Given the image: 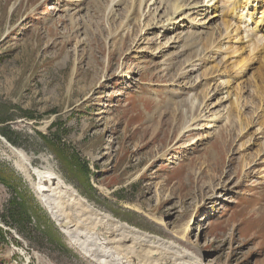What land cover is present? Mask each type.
I'll return each mask as SVG.
<instances>
[{
    "label": "rangeland",
    "instance_id": "1",
    "mask_svg": "<svg viewBox=\"0 0 264 264\" xmlns=\"http://www.w3.org/2000/svg\"><path fill=\"white\" fill-rule=\"evenodd\" d=\"M110 2L0 0V134L96 209L204 264H264V59L255 53L240 65L250 58L247 46L263 39L264 0L245 11L257 12L259 21L253 31L251 22L250 37L230 42L221 66L204 65L214 75L203 66L188 78L178 74L195 55L191 50L160 61L151 55L160 41L153 34L137 49L143 52H133L157 14L141 23L137 4L122 0L110 10ZM208 10L206 18L214 12ZM240 69L248 72L244 79L236 75ZM225 78L244 111L237 119L233 107L234 117L219 124L227 140L208 135L205 122L183 133L204 106L218 109L211 106L224 95L211 97ZM195 97L201 106H192ZM14 161L0 141V264H88Z\"/></svg>",
    "mask_w": 264,
    "mask_h": 264
},
{
    "label": "bare ground",
    "instance_id": "2",
    "mask_svg": "<svg viewBox=\"0 0 264 264\" xmlns=\"http://www.w3.org/2000/svg\"><path fill=\"white\" fill-rule=\"evenodd\" d=\"M121 1L122 0H111L109 3L110 10L120 6ZM222 1L143 0L137 4L135 3L136 0H131L132 7L137 4L139 12L141 11V18L138 20L141 23L143 22L142 19H146L148 17L146 16L148 13L154 12V17L157 14L156 21L153 23L150 21V23H148L145 28L142 29L141 35H139L140 37L135 42L136 49L133 51L134 54L143 52L142 50L137 49L142 48V45L147 43L148 37L154 34L156 35V39L160 41L158 44L159 47L155 48L154 50L152 49L151 55L157 59H160V61L170 60L173 56L181 57L189 50L195 53V55L191 56L189 59L186 57L187 68L183 71H180L178 76L181 73L182 77L188 78V76L195 72L197 73L206 63L208 64L210 61L217 62V64L224 63V61L227 60V55H224V53L227 49H229L228 44L236 40L244 42L245 39L250 37V35L245 36V34L250 30L252 25L251 22L254 20V15L257 12H252L253 14L249 13L248 15L246 12L249 9L248 7L250 6V3H253L252 1H255L256 3V1L259 0H224V4ZM143 6L145 7L143 8ZM210 8L214 12L211 14V16H208L209 18H206L207 14L210 12L208 10ZM251 8L252 7H250V9ZM131 11L133 12L134 9H131ZM261 13L263 16L264 10ZM131 16V14L127 15L126 19L130 24L135 20V18L133 19ZM150 16L152 17V15ZM218 20H222V24L218 25ZM253 23H255L256 26L255 28L251 29L252 31L257 28L259 21H253ZM243 25L244 29L242 28ZM217 27L218 29L215 32L214 28ZM218 32H220L219 35ZM262 37L263 39H257L258 41L254 42L253 45L250 44L247 46L250 48L249 54L251 55L249 59H244L240 63L242 68L247 66V64L251 61V56L255 53V57L256 55L258 57V54L261 52V56L264 59V43H262L264 36ZM254 39L255 37L249 39V43L252 40L254 41ZM202 40L208 42V48L206 47V50H203L205 45H202L203 48L200 46ZM162 41H164V43H162ZM233 53L236 54L237 52L234 51ZM255 57H253V61H255ZM256 60L259 59L256 58ZM260 66L264 65L261 64ZM260 69L263 68L261 67ZM240 70L241 71L236 73V75L240 76V79L247 77L248 72L245 73L244 70ZM203 71H205L206 76H208L210 71H212V67H208L207 65ZM211 74H213V71ZM260 75L263 74L260 72ZM196 78L197 80L194 83H197L200 79V77ZM220 79L221 78H219V80ZM261 79L264 78L261 77ZM134 80L136 81V79ZM201 80L204 79L202 78ZM230 82V78H225L218 84L216 83L217 87L215 86L216 88L214 89L215 96H212L211 99L218 96V94L224 95L219 97L217 101L211 106L212 108L214 107L218 109H212L211 111L209 110L210 105H206L204 106L203 112H198L197 108V112L199 114L192 117L190 124H187L186 127H184L183 133L199 130L201 128L199 127L200 123L205 122L204 128L208 130V135L218 137V139H222L224 137V133L226 132L224 128H220L219 130L217 129L220 127L219 124H223V121H227V119L231 120V118L234 117L233 107L238 109L237 112L235 111L237 119L240 118V114H243L244 112L240 108L241 101L239 100L238 95L235 94L236 92L233 93L234 90H232ZM233 82L234 81H232V84ZM205 90L206 88L204 87V91ZM239 93L240 92H238V94ZM263 94L264 93L260 95ZM240 95L241 94H239V96ZM194 104H196V106H201L202 102L196 98L194 99L192 106H194ZM206 104H208V102ZM229 104L230 106H228ZM189 105H191V103ZM261 110L263 111V109ZM193 113L194 112H192V114ZM243 120H245V118H243ZM239 121L240 120H238V122ZM247 123L249 124V121ZM225 124L224 126H226ZM242 125L243 124H240L239 127L241 128L242 133H245L246 128H244V125ZM260 129L261 128L256 130L257 133L261 131ZM226 140L227 139L225 137L221 141ZM0 141L4 144V147L8 150V152L14 157V168L32 186L39 204L46 210L50 219L66 239L69 247L72 248L85 261H87L88 264H204L203 262L194 258L189 252L175 245L174 243H171L155 235L143 232L128 225L127 223H122L112 215L96 209L86 199H84L74 187L65 182L50 167L39 168L34 166L31 158L22 149L14 147L1 134ZM230 172L231 171H228V174Z\"/></svg>",
    "mask_w": 264,
    "mask_h": 264
}]
</instances>
